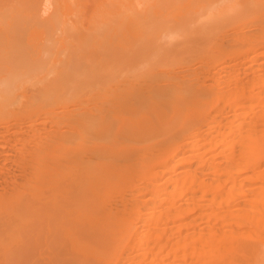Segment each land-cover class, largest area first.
Wrapping results in <instances>:
<instances>
[{
  "label": "bare ground",
  "instance_id": "obj_1",
  "mask_svg": "<svg viewBox=\"0 0 264 264\" xmlns=\"http://www.w3.org/2000/svg\"><path fill=\"white\" fill-rule=\"evenodd\" d=\"M0 1V264H264V0Z\"/></svg>",
  "mask_w": 264,
  "mask_h": 264
},
{
  "label": "rangeland",
  "instance_id": "obj_2",
  "mask_svg": "<svg viewBox=\"0 0 264 264\" xmlns=\"http://www.w3.org/2000/svg\"><path fill=\"white\" fill-rule=\"evenodd\" d=\"M105 1L107 3L109 2V0H73L72 2L74 3H72L70 6L72 7V11L66 13V16L71 22H81L84 25H88L91 16L100 13V9L101 7H103V2ZM44 10L46 11L43 12V17H49L53 13V6H45ZM46 36L47 33H43L41 36L43 37L42 40H45ZM208 42L209 40H199L201 47L205 51L208 48ZM231 53L232 54L230 55H225L221 61L223 64L224 72H229L232 74V76L237 75L245 78L247 76L255 75L257 79L256 81L258 85H260L258 79L259 75H264V58H262L264 56L259 57L257 59H245L246 57L238 50H234ZM196 65L198 66L197 71L202 72L205 70V66H202L201 61H197Z\"/></svg>",
  "mask_w": 264,
  "mask_h": 264
}]
</instances>
